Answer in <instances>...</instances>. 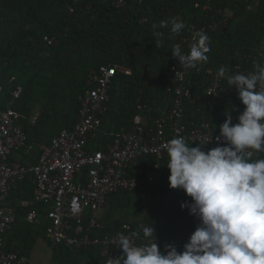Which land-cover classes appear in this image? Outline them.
Listing matches in <instances>:
<instances>
[{
  "label": "built area",
  "instance_id": "2783aa9c",
  "mask_svg": "<svg viewBox=\"0 0 264 264\" xmlns=\"http://www.w3.org/2000/svg\"><path fill=\"white\" fill-rule=\"evenodd\" d=\"M81 1L72 0L69 12H74ZM94 1L118 13L135 4L139 10V23L148 22L151 27L158 25L149 20L143 8L148 0ZM89 6L91 3L86 10ZM192 7L202 12V23L192 24L179 35L169 34L172 48L179 44L185 53L192 43L193 32L222 36L224 28L236 15L233 8L223 7L216 0H192ZM42 40L47 45L55 44L46 34ZM209 60L195 69H187L171 55L162 69L165 79L160 99L167 105L164 108L157 106V113L147 116L153 99L135 88L132 95L134 112L129 122L112 131L103 126L110 107L111 90L118 76H132L133 71L120 64L99 63L87 73L84 89L77 95L75 119L50 137L35 162L26 163L13 159L12 154L30 148L22 122L33 126L40 113L33 110L25 115L14 107L13 102L21 97L23 86L11 75L10 97L4 106H0V264H30L27 253L18 252L5 243V234L16 220L11 193L26 177L32 180L31 195L20 198L17 204L26 208L28 222L38 219L52 247L76 252L94 250L107 263L109 258L114 259L122 253L118 247L120 235L129 237L138 246L144 245L143 228L149 226L147 221L122 220L104 230L98 211L107 205L112 194L131 193L145 182H152L154 175L169 173L166 144L177 135L192 142L190 147H196L198 141L210 135L212 142L203 146L205 152L226 146V142L216 140L220 125L229 113H232V123L238 122L244 105L238 99L235 87L228 86L227 80L219 78L217 73L221 67L229 74L254 72L257 64L264 65V48L237 49L215 68ZM4 94V87L0 85V98ZM257 157L264 158V153H254L252 158ZM148 162L149 165L142 168L145 170L144 181L132 171ZM154 240L161 249L156 231Z\"/></svg>",
  "mask_w": 264,
  "mask_h": 264
},
{
  "label": "clouds",
  "instance_id": "9594fccd",
  "mask_svg": "<svg viewBox=\"0 0 264 264\" xmlns=\"http://www.w3.org/2000/svg\"><path fill=\"white\" fill-rule=\"evenodd\" d=\"M170 26L173 35L185 29L179 17L163 20L154 27ZM156 47L163 34L155 32ZM210 38L203 31L192 34V43L185 53L179 44L171 55L187 69H195L208 62ZM235 87L244 105L235 124L231 114L220 125L217 146L207 152L205 144L211 136L198 141L196 147L177 135L166 144L171 189H181L191 198L189 214L199 220L183 251L165 245L162 254L154 240V228H143L145 244L138 246L132 239L120 235V256L109 258L107 264H264V158L253 159V154L264 153V65L247 75L229 74L225 67L217 73ZM17 109V108H16Z\"/></svg>",
  "mask_w": 264,
  "mask_h": 264
},
{
  "label": "crops",
  "instance_id": "0c3cea01",
  "mask_svg": "<svg viewBox=\"0 0 264 264\" xmlns=\"http://www.w3.org/2000/svg\"><path fill=\"white\" fill-rule=\"evenodd\" d=\"M66 3L67 0H0V75L2 77H6V80L3 82H1L0 79V85L4 87L5 91V94L0 98V106H4L10 97L9 91L13 85L9 81V77L11 75H14L16 77V81L20 83L23 87L26 85H29L28 87H31L33 85L40 86V84L41 86L47 87L49 83H51L52 78L54 80H59L62 76L59 67H53V69H50L52 67H48V65H75L76 67L74 69L72 67L69 71L68 77L70 76L71 79H73L74 81H78L83 76L85 77L87 71L89 72L90 69L94 68L99 63L106 62L105 53L109 51V46L104 43V40H102L101 42L99 40H95V36L98 37L100 34L105 35L106 33H108L109 28L106 26L105 22L97 23L93 26H90V38L85 42L81 39L80 36V33L82 32L79 30L80 25L79 28H77L78 25L73 26V23L76 24V22H72V24H67L65 22L67 20V18H65L64 16V5ZM227 3L229 4L230 2ZM246 4L247 5L245 7V10H240V7L237 5L235 6L234 4L235 8H239V12H236L237 14L230 25V30L234 31V43L236 40L239 44L238 48H236L235 50L240 48L246 50L264 48V22L258 23L259 21H257V17H263V15L261 14H263L262 10L264 7V0H251V2H247ZM92 17H95V15H93ZM67 25L69 27L68 32L66 31V29V32L64 33V27ZM245 25L246 31L241 32L240 27H243ZM236 33L242 35L241 40H237L238 34ZM40 34L42 36L46 34L49 37L53 38L55 44L47 45L42 40V38L40 39V41H36L35 38L39 37ZM208 36L210 38L211 49L210 52L207 54L208 57L210 59L214 58L221 60V57H217L218 55H216V53L220 52L219 56H222V50H218V48L214 46V37L211 35ZM167 42L168 43H166L165 46L162 45V50L165 53L168 52V54H171L172 50L170 48L171 46L169 35L167 38ZM157 48L158 47H156L155 45V49L150 50L151 55L156 54ZM4 53H7L8 55H10L11 53H17V55L16 57L12 56L8 58H2V55ZM120 60L124 61V64L121 63L122 65L130 68L132 67L131 65H144L142 62L143 52L140 51L135 52L133 58L124 55ZM157 62L158 61L155 59H150L146 63L147 65H156ZM16 65L22 66L17 68ZM26 65L39 66H37V69H35L34 67H27ZM24 71H28V73H24ZM162 72L163 71H161L159 75L161 81L158 86L156 82H153L151 80L150 82L144 83L145 86L149 89V98L151 99L152 97L153 99L151 111L146 112L147 116L149 117L157 113V106H159L160 108H164V106L167 105L166 101L160 99L162 96V88L160 89V92L158 91V87L162 86L163 81L165 79H163ZM25 76H27V81H25ZM40 78H43L46 83L42 84L40 82L41 80H39ZM123 80H125V78H123L122 76H118L116 84H118L119 86L121 84L123 85ZM135 88L140 87L135 86L134 89ZM125 90L124 91L126 93L130 92L131 96L133 95V90L128 91L126 88ZM23 91H25V87ZM119 93L120 94H118V107L116 106L113 109L110 106L109 111L103 120V126L108 131H112L115 127L119 126L124 122L128 123L131 114L134 112V106L132 107V105L130 104L133 96L131 97L126 94V96L124 95L123 97V92L119 91ZM111 98L112 96L110 93V103ZM121 99L123 102H127L129 100L130 105H125L124 107ZM18 100L13 102V105L17 109H19L23 114L27 115L33 110H38L39 113L40 110L41 112H43L40 106L42 105V102L47 99H45L44 97L39 100L33 99L29 95L28 97L24 98L22 103L21 99L19 101ZM66 109L61 108L59 116H65L67 120L71 122L73 120V116L69 117L66 115L68 113H71L72 108L69 107L67 110ZM40 118L41 113L36 124H34L33 126L27 125L24 121L22 122V125H24V128L28 134V144L30 136L32 139L34 138L32 132L38 126V124H40ZM32 144L33 143H30L29 145ZM29 147L30 148L26 152H13L12 158L21 160L25 163L35 162L36 160L32 158V155L37 157V153H39V150L37 152L31 153V146ZM148 165L149 163L146 166L142 163L139 167L133 169L132 172L139 174V171H141L142 168L147 167ZM168 176L169 173L156 174L155 180L148 183L145 182L142 188L146 190L149 186L150 189H153V185L155 184L156 186H159L161 184L159 187L161 188L162 186H164L163 183H168ZM141 189L139 188V190ZM177 190L179 191L177 194L175 193L176 191H168V194H170L169 196L177 195L179 196L182 203L190 205L192 203L191 198L188 197L183 190ZM31 191V177H26V179L20 182L18 187L14 189V191H12L10 202L15 205L16 220L5 234L6 245L14 250L22 251L24 253L27 252H25L24 250H18V248L23 244L17 239L18 234L21 232L24 233L28 229L34 231L35 233H38L40 229H44L38 219L37 221L32 223L28 222L26 220V208L21 207L17 204L20 198L29 197L31 195ZM131 194L134 193L119 191L112 194L107 205L98 211V218L104 230L111 229L114 224L119 222V217H122L124 218L123 220L128 221H132L131 219H136L133 217L134 214L130 211V209H128L127 211V209L125 210L124 208L125 205L128 203L134 204L131 201L128 202L129 198L131 197ZM182 194L184 195L181 197ZM177 196L175 197L176 200ZM160 201L162 202V200ZM156 204L160 203L158 202ZM184 209L185 210L183 212L176 214L178 215V220H181L183 223L181 224V226L176 225L174 229H170V227L168 226L160 225L156 220H154V223H156L155 227L152 223V227L154 228V231H156L160 239V250L162 254H166L165 245H173L178 252L183 251V246L188 242L190 235L195 231V229L199 225L198 218L194 215L189 214L188 207L186 206V208ZM21 213H25L23 217H20ZM14 225L15 227H13ZM33 227L36 228L34 229ZM177 229L178 231H176ZM22 248H24V246H22ZM59 249L64 250L65 248H55L57 252L60 251ZM65 251L68 253L66 256V260L69 261L70 264H106L99 258L97 252H95L94 250H89L84 253L76 252L69 249H65Z\"/></svg>",
  "mask_w": 264,
  "mask_h": 264
},
{
  "label": "trees",
  "instance_id": "16d2710c",
  "mask_svg": "<svg viewBox=\"0 0 264 264\" xmlns=\"http://www.w3.org/2000/svg\"><path fill=\"white\" fill-rule=\"evenodd\" d=\"M216 1H220V5H222L223 7L233 8L235 12H239V8H235L234 4L235 6L236 5L239 6L240 10L241 9L245 10V7L247 5L246 3L251 2V0H247V1L246 0H216ZM71 2L72 0H67V3L64 5V14H65L64 16L65 18H67L65 22L67 24L69 23L72 24V22H76V24L73 23V26L78 25V27L76 26L77 28H79V25H80L79 30L82 31L80 33V36L83 41L86 42L90 38L89 37L90 26H93L94 24H97V23L105 22L106 26L109 28L108 29L109 34L106 33L105 35L100 34L98 37L95 36L96 37L95 40H99L100 42L104 40V43H106V45L109 46L108 47L109 51L105 53L106 62H102V63H112V64L122 65L121 63L124 64V61L120 60L122 56L127 55L128 57L133 58L135 52L137 51L143 52L142 62L144 65L143 66L131 65L133 75L124 76V77L122 76V77L125 78V80H123V84L125 85L124 89L126 88L128 91H132L135 86H139L141 88V92L143 93V95L145 97H149L150 96L149 89L144 84L145 82H150V77L148 75L147 67H146L149 65H147L146 62L149 61L150 59H155L157 61L158 60L161 61V65H163L168 60V58L171 56V54H168V52L165 53L162 50V45L165 46V44L168 43L167 38H168V35L171 33L170 26L168 28H160L159 30L156 27H151L150 23L148 22L144 24L139 23V20H138L139 10L136 8L135 4H132L127 10H124L118 13L110 9L106 5L104 6L102 5L101 7L99 3L94 0H83L78 5L75 6L74 12L70 13L68 6L70 5ZM227 2H230V3L228 4ZM89 3H91L92 6H89V9L86 10ZM143 8L146 10V15L149 17V20L157 22L158 25L163 20H168L171 17H179L186 25L185 29L182 30V32H186L189 29V27H191V25L194 23H198V22L202 23V19L200 17L202 12L192 7V0H148L147 4H145ZM93 15H95V17H92ZM261 15H263V17L262 16L261 17L259 16L260 18L257 17V21H259L258 23L264 22V12ZM233 20L234 19H232L229 22L228 26L224 28V34L222 36H218L217 33L211 35L214 37L213 39L214 46L217 47L218 50H222V56H219L220 52L216 53V55H218L217 57H221V60L214 59V58L209 60L210 65L214 68L218 67L217 65H219L220 62H225V60H227L228 57L232 56L235 49L238 48L239 46L236 40L234 43V31L230 30V27H231L230 25ZM68 28H69L68 25L64 27V33L66 31L68 32ZM245 28H246V25L243 27H240L241 32H245L246 31ZM155 32H161L163 34L162 35L163 37L162 36L161 38L159 37V39L162 41V44L160 48L159 47L157 48L156 54L151 55L150 50L155 49V41L157 39V37L154 35ZM236 34H238L237 40L238 39L241 40L242 35L239 33H236ZM37 38H35L36 41H40V39L42 38V35L40 34V36ZM170 46L172 50L171 40H170ZM240 49H243V48H240ZM144 50H145V53H144ZM16 55L17 53H11L10 55H8L7 53H4L2 55V58H8L12 56L16 57ZM50 67H52L50 69H53V67H59V69L61 70L60 72L62 73V76L59 80H54L52 78L51 83H49L52 89L59 88L62 90L61 95L59 93L60 91L57 92L59 94H56L57 99L55 101H59L58 104H60V106H61V102L63 103L61 108H64V109H66V107L67 109L69 107L72 108L73 112L71 111V113H68L66 116H69V117L73 116V120H74L76 116V109H77L76 94L78 95V93L84 89L85 80L87 77L86 74L88 73V71L86 72L85 77L83 76L84 75L83 73L82 75L83 77L81 76L82 77L81 79H79L78 81H74L73 79H71L70 76L68 77V74L72 67L73 69L76 67L75 65H50ZM0 79H1V82H3L6 80V77L4 76L2 77L0 75ZM53 86L55 88H53ZM159 87H158V91L160 92V89L162 88V86L161 88ZM68 89H70L71 92L73 93L76 92L75 95L73 94V96L71 97V94L68 93ZM51 94H53V92ZM45 95H47L46 92H45ZM69 98L71 99L70 106L67 105ZM48 101L50 102L52 100L49 99ZM50 104H53V103H50ZM60 106H58L59 110L57 111V116L59 118L57 125L61 126L62 128V127L68 126L71 122H69L65 116L60 117L58 115L60 113ZM54 114L55 113L53 111L45 110V109L43 110L41 114V119H40L41 121H39V123H41L43 128L50 126V122L56 123L55 118L52 117V115ZM42 127L37 126L34 129V132H32L33 136L38 137L40 133L37 130L38 129L42 130L43 129ZM53 131H48V135H52L56 132L55 131L53 133ZM35 145L37 146L38 143H36ZM38 156L35 157L32 155V158L34 160H37ZM253 159H256V158H253ZM148 163H143V164L146 166ZM144 171L145 170L143 169V171H139L140 172L139 174L135 172H133V174L141 176L143 180L145 181V178L143 175ZM155 177L156 175H154V180H155ZM124 192H127V191H124ZM24 214L25 213H21L20 217H23ZM148 223H149V226L150 225L152 226V223L150 222ZM18 252H22V251H18ZM81 253H84V252H81Z\"/></svg>",
  "mask_w": 264,
  "mask_h": 264
},
{
  "label": "rangeland",
  "instance_id": "374dc122",
  "mask_svg": "<svg viewBox=\"0 0 264 264\" xmlns=\"http://www.w3.org/2000/svg\"><path fill=\"white\" fill-rule=\"evenodd\" d=\"M160 62L161 61L158 60L156 65L147 66V68H148L147 72H148V75L150 77V80L153 82H156L157 86L160 84L161 78L159 75L163 69V65H160ZM20 66H22V65H16L17 68H19ZM26 66L27 67H34L35 69H37L36 67L39 65H26ZM24 73H28V71H24ZM39 80H41L40 82L42 84L46 83V81L43 78H40ZM42 80H44V81H42ZM25 81H27V76H25ZM28 86L29 85L24 86L25 91H23V94L21 95V98H20L22 100L21 103L23 102L24 98L28 97L29 95L33 99H38V100L41 99L42 97H44L47 100L42 102V105L40 106L41 109L42 110H44V109L50 110V111H53L55 113L54 115H52V117L55 118L56 123L50 122V126H47L46 128H43L41 123H40V124H38V127L43 128L42 130H40V129L37 130V131H39L40 135L38 137L33 136L34 137L33 139L30 136L29 144L33 143L32 145H30L31 146V153L37 152L39 150V153H37V154L40 155V153H41L40 151H41L42 146L45 145L47 143V141L49 140V138L51 136H53L61 128V126L57 125L58 120H59V118L57 116V111L59 110L58 106H60V104H58L59 101H55V100L57 99L56 94L60 93V95H61L62 90L59 88L52 89L50 84L47 87L41 86V84H40V86L39 85L38 86L33 85L31 87H28ZM124 86H125L124 84L123 85L121 84L120 86L118 84H115L114 87L112 88V90H111L112 98H111V103H110L111 108L114 109L116 106L118 107V103H119L118 94H120L119 91L123 92L122 93L123 97H124V95L126 96V94L131 96L130 92L129 93L125 92L126 90L123 89ZM24 87H23V90H24ZM53 88H55V87L53 86ZM159 88H161V86ZM55 90H56V92H55ZM45 92L47 95H45ZM52 92L54 95L51 94ZM57 92H59V93H57ZM68 93H70L71 97H72L73 94L75 95L76 92L73 93V92H71L70 89H68ZM76 96H77V94H76ZM48 98L52 101L49 102ZM121 101H122V99H121ZM50 103H53L54 105L50 104ZM129 103H130L129 100L127 102H123V106L125 107V105L129 106L131 104L133 107V100H131L130 104ZM70 104H71V99L69 98L67 105L70 106ZM62 105H63V103L61 102L60 109H61ZM111 108H110V110H111ZM40 113L42 114L41 110H40ZM58 115H60V114H58ZM48 131H53V133L55 131L56 132L52 135H48ZM33 132H34V130H33ZM36 143H38L37 146L35 145ZM148 182H146V183H148ZM163 184H164V186H162L161 188H159L161 184L159 186L158 185L156 186V184L153 185V189H150V187L148 186V188L146 189L147 191L144 190L141 186L140 187V189L142 188L141 190H139V188H138L132 192L134 194H131V197L129 198L128 202L131 201L134 204L128 203L124 207L125 210L127 209V211H128V209H130V211L133 212V214H134L133 217L136 219H131L132 221H134V220L135 221H148V222L153 223V226L155 227L156 223H154V220H156V221H158V223L160 225L168 226V227H170V229H174V227H176V225L181 226V224H183L181 220H178L179 219L178 215H176L177 213H181L185 210L184 208L182 209L180 207L182 202H181L179 196L173 195L174 196L173 197V196H169L170 194H168V191L169 192H171V191L175 192L176 191L175 192L176 194L179 191L177 189H171L169 187V183H163ZM140 191H143V192H140ZM183 195L184 194H182L181 197ZM176 196H177V200L175 198ZM160 200H162V202ZM158 202L160 204H156ZM157 211H159V212H157ZM123 219L124 218L119 217L118 221H121ZM13 227H15V225ZM33 228L35 229L36 227H33ZM180 228H182V227H180ZM176 231H178V229ZM17 239L21 243H23L18 248V250H24L25 252L28 253L30 264H60V263L61 264H64V263L70 264V262L66 260V256L68 253L65 251V249L64 250L59 249L60 251L57 252L55 250V247L52 248L50 246V244L47 242L44 229H40L38 233H35L34 231H31L28 229L24 233L23 232L19 233ZM22 246H24V248H22Z\"/></svg>",
  "mask_w": 264,
  "mask_h": 264
}]
</instances>
